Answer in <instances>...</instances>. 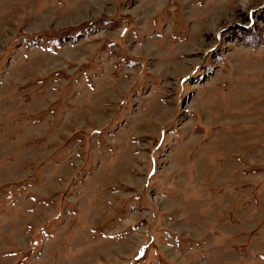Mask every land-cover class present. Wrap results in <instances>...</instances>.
<instances>
[{"label":"rangeland","instance_id":"obj_1","mask_svg":"<svg viewBox=\"0 0 264 264\" xmlns=\"http://www.w3.org/2000/svg\"><path fill=\"white\" fill-rule=\"evenodd\" d=\"M0 264H264V0H0Z\"/></svg>","mask_w":264,"mask_h":264}]
</instances>
